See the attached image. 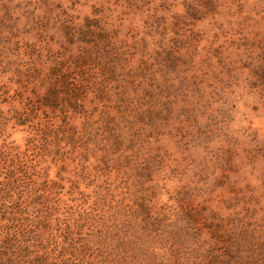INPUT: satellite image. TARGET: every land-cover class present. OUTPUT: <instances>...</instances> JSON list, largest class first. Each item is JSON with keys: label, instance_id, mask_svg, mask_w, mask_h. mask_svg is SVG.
Listing matches in <instances>:
<instances>
[{"label": "rangeland", "instance_id": "1", "mask_svg": "<svg viewBox=\"0 0 264 264\" xmlns=\"http://www.w3.org/2000/svg\"><path fill=\"white\" fill-rule=\"evenodd\" d=\"M14 254L264 264V0H0Z\"/></svg>", "mask_w": 264, "mask_h": 264}, {"label": "trees", "instance_id": "2", "mask_svg": "<svg viewBox=\"0 0 264 264\" xmlns=\"http://www.w3.org/2000/svg\"><path fill=\"white\" fill-rule=\"evenodd\" d=\"M56 77H57V75H56ZM52 90L50 91V94L53 96L54 93ZM51 95H48V96H51ZM22 257L23 256L16 255V254H14V256L10 255L8 258H6V261L4 263L3 262L2 263L3 264H20ZM0 262H1V260H0Z\"/></svg>", "mask_w": 264, "mask_h": 264}]
</instances>
